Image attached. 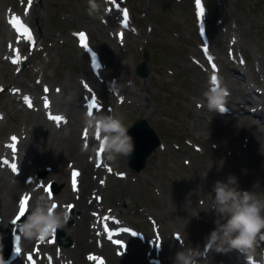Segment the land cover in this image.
<instances>
[{"label":"rangeland","instance_id":"obj_1","mask_svg":"<svg viewBox=\"0 0 264 264\" xmlns=\"http://www.w3.org/2000/svg\"><path fill=\"white\" fill-rule=\"evenodd\" d=\"M96 3L99 10L89 14V0H0V150L8 139L15 138L25 123V115L30 114L12 99V94L26 98L33 113L41 107L40 100L43 104L48 102L44 93L47 89L58 99L68 97L72 89H87L89 84L82 80L81 70L88 68L92 51L102 64L103 76L92 74L104 85L105 95L97 99L101 113L121 118L128 128L145 119L161 142V148L146 158L138 172L128 165L126 157L108 160L100 147L97 149V165L103 168L99 182L102 185L96 197L99 217L104 219L112 200L120 196L127 200L120 203L118 212L121 223L130 232L125 252L115 264H172V258L166 256L175 244L170 242L172 234L176 247L181 249L205 246V238L215 226L216 216L209 207L217 180H227L233 175L240 181L241 189L254 190L257 182L264 189L261 169L258 172L253 164L256 160L264 165V139L260 134L262 130L264 133V118L253 108L264 105V0H199V3L198 0H96ZM14 18L28 26L27 34L20 35L12 26ZM81 34L86 37L84 43L79 39ZM142 63L149 70L145 77L136 74V67ZM213 76L217 81L221 79L222 87L236 82L233 87L250 92L246 97L251 102L240 109L234 102H226L224 113L210 112L205 105L200 107L201 91L208 90ZM227 79V83L223 82ZM106 82L121 92L118 100L108 93L110 87ZM88 95L85 100L76 99L75 107L86 108L87 99L93 97ZM34 96L38 101L31 100ZM68 113L63 112L64 126L76 124L78 129V119ZM45 115L49 118L55 114ZM245 116L256 126L249 125ZM12 176L8 173L9 179ZM36 178L49 198L61 195L62 184L47 179L44 170H37ZM115 179L124 184L116 193L111 188ZM2 190L5 188L0 186ZM3 191L0 207L4 204ZM187 200L195 204L194 208L186 204ZM18 201L15 198L14 205L11 203L5 228L17 212ZM76 213L71 207V218L64 228L55 230L54 240L52 232L45 236L56 255L71 245L66 229L72 227ZM111 218L113 223L118 219L114 215ZM107 228L105 232L112 233ZM145 244L154 249L156 259L150 257L151 250H143ZM261 247L256 259L264 253V245ZM99 253L93 255L104 256ZM28 254L21 249L9 264L17 258L20 264H29ZM44 255L47 259L46 252Z\"/></svg>","mask_w":264,"mask_h":264},{"label":"bare ground","instance_id":"obj_2","mask_svg":"<svg viewBox=\"0 0 264 264\" xmlns=\"http://www.w3.org/2000/svg\"><path fill=\"white\" fill-rule=\"evenodd\" d=\"M12 25H13V23H12ZM19 30L23 32L24 28L21 26V28ZM10 34H12V33L10 32ZM35 44H37V43H35ZM108 53H109V51H108ZM38 63H39V61H38ZM108 66H110V65H108ZM86 67H88L89 69L83 67V69L81 70V75L83 77L82 80L88 81L90 88L88 87L87 89L86 88H84V89H80V88L79 89H77V88L72 89L71 92L69 93V96L68 97L64 96L62 99H58L56 94L52 90L50 91L47 89L44 91V93L47 96L46 98H47L48 102L46 101L43 104V100H40L41 101V107H37L36 110H33L34 111L33 113L31 111H29L31 109L28 108L26 98H24V97L22 98L20 96L17 97L14 93L13 94L11 93L13 95L12 99L15 101H18L22 105L21 108L24 109L26 113H30V114L25 115L26 116V118L24 119L25 123H24V125H22L23 126L22 129H20V131H17L15 133V135H14L15 138L8 139V142H7L8 144L5 143L4 145L1 146L0 157L4 156V160H1V162H0V186H3L5 188V190L4 191L2 190L4 193V198H3L4 204H3V206L0 207V228L3 229V228H5V226H8L7 220H9V219H7V218H9V211L11 208V203L14 205V199L15 198L19 199V201L17 202V212L15 214L16 216L19 214L21 201L25 197H28V200L25 203V209L29 210V209H31L33 202L35 201L36 197L39 195H45L51 201V204L55 205V208H52L54 211H58L61 208L68 210L69 209L68 206H71L73 209V212H77L76 215H74L72 227L70 229H66V235H69L71 245H70V247H68L66 249L64 247V249L60 250V252H57L58 253L57 255L55 254L54 247L52 245H50L51 243L48 244L49 242L47 243L45 241V239L43 241H40L39 238L28 240V239L24 238L22 233L19 231V236L21 237V240L19 242L20 247H21L24 254L25 253H32L33 254L35 264H115L119 260L118 258L124 254L125 247H127V246H125V244H126L125 242L128 240L127 231H125L126 230L124 228L125 225L122 224L123 222L121 221V218L119 217V215H120L119 214V212H120L119 211V209H120L119 205L122 202L125 203L127 201L126 198L123 196L122 197L120 196V197H118V199L112 200V203H111L112 207L106 209V212H105L106 214L104 215V219H101L99 217V212H97L96 197L99 194V190L101 189L100 186L102 184L100 185L99 182H100L101 176L103 174V168L101 166L97 165L98 162L96 159L97 158V154H96L97 149L99 148V139H97V136L93 135L91 132H88V131H87V135H85V128L83 126L84 114L89 111V107H90L92 97L87 99L86 108H84V107H83V109L77 108L79 106L75 107L74 103L77 102L76 99H79V100L84 99L86 97V95L89 94V95L95 97L96 103L99 105L100 101H97V99L101 100L102 97L105 95V93H104V87H103L104 85H102V83H100L99 81L97 82L98 79H95L94 76L92 77V74L95 75V73H98L97 74L98 76H100V75L103 76L102 72H101L102 64L99 63L97 65H94L90 61L89 64L87 63ZM221 70H222V68H221ZM229 73H230V71H229ZM230 74H232V72ZM14 81L17 82L16 79H14ZM225 81L227 83L228 79L224 80L223 82H225ZM218 82L220 83L221 86H223L221 79ZM234 83H236V82H234ZM233 84L230 83L229 84L230 86L227 87V91L229 94L226 97V102L232 101L236 105H238V109L243 108V106H244V104H246V102L247 103L251 102V100L246 97L247 95L250 94V92H244L240 88H237L238 89L237 90V89H235V87H233ZM11 85H12V83H11ZM107 86L110 87V92H108V93L112 95L113 99H115V98L117 99V97L119 96V94L121 92H119V91L116 92L115 89L109 84ZM200 87H202V86L200 85ZM64 88H65V86H64ZM0 90H2V88ZM119 90L121 91L122 89L119 88ZM206 91L207 90H204V88H203V91H201L202 92V98L204 99V101L202 99V103L199 104L200 107H203L205 105V98H204L203 94ZM128 92H129V90H128ZM6 93H7V91H6ZM31 96H33V94ZM255 97H257V96H255ZM36 98H37V96H36ZM36 98L34 96L33 99H31V100H34ZM104 100H105V98H104ZM36 101H38V98L36 99ZM262 103H264V100ZM194 104H196V103H194ZM117 105H119V104H117ZM253 108L255 109L256 113H258V116L260 115L261 118H264V105L263 106H253ZM46 112H49V114L53 113L55 115L49 116V118H50L49 119L45 115ZM63 112L65 114H67V112H69L68 114H71L76 120L78 119V123H80V126L78 129L76 128L77 127L76 124L75 125L70 124L69 126L66 124L64 126V123H63V121H64L63 115L64 114H63ZM101 112H102L101 105H99L98 109H95V108L92 109L93 114H102ZM216 113H218V112H216ZM246 121L249 125H252L254 127L256 126L255 124L251 123V121L249 122L248 118L246 119ZM196 128H198V127H196ZM260 134H262L263 139H264L263 130L260 132ZM255 136H256V134H255ZM253 140H254V138H253ZM159 148H161V145H159L157 147V149H159ZM263 150H264V148H263ZM24 151H25V153H24ZM253 151H255V150H253ZM256 156H258V155H256ZM8 164H10V165H8ZM253 164L258 168V172L261 169L260 173H261V177L263 178V182H264V165H262L263 163L256 161V160H253ZM241 168H242V166H241ZM251 168H253V167H251ZM40 169L44 170L46 172V178L47 179H53L54 181L62 184V193L58 198L51 199L46 195V193L43 189V185L41 186L40 181L36 178V171L40 170ZM7 171H9L8 173H12L14 175V176H12L13 177L12 179L8 178ZM248 171H249V169H248ZM238 182H240V181H238ZM195 183H197V182H195ZM241 183H242V181H241ZM246 183L247 182H245V184ZM249 183H251V182H249ZM122 185H124L122 183V180L115 179L114 182H112V187H111V188H113L112 192L116 193L119 190V187H121ZM242 188H244V187H242ZM1 189H3V188H1ZM191 193H192V191H191ZM125 195H127V194H125ZM165 198H166V196H165ZM188 200L186 201V204L187 205L191 204L192 207L194 208L195 204H193L192 201H188ZM170 204H172V203L170 202ZM166 211H168V210H166ZM100 215H102V213ZM112 215H114V217L118 218V219L114 220V223L110 221V219H112L111 218ZM175 219H177V218H175ZM141 220H142V218H141ZM105 221H106V223H105ZM107 224H109V225H107ZM105 227L106 228L108 227L107 229L109 231L113 230L112 233L108 232V234H107L105 232L106 231ZM118 228H120L121 231L117 233ZM173 229H175V228H173ZM110 234H112L114 236L116 234V237H112ZM146 237H147V235H146ZM169 238L173 239V240H170V242H172V243L175 242V244L172 246L171 251L169 253H167L166 256L172 258L171 263L173 264V258L175 256V253L179 250H182V249L179 247H176V241H175L176 239H175V236H173V234ZM134 239H136V238H134ZM180 239H181V237H180ZM117 241H120V243L118 244ZM150 248H149V244H145L143 250H145V252H147L148 250L149 251L151 250ZM261 248H263V247H260L257 249L256 254H255L256 258L259 257V252L261 251ZM203 249H204V247H201V250H203ZM96 251H99L100 252L99 254L103 253L104 256L93 255ZM44 252L47 253V255H46L47 259L45 258ZM161 253L164 254L163 251ZM149 254H150L151 258L152 257L155 258V256H157L154 249L151 250V252ZM159 254H160V252H159ZM206 255H207L206 262H202V264H246V262L243 259V255H241L238 251H235V250H230L227 252H216V251L212 250V251L207 252ZM22 263H23V261H22ZM13 264H20V259L17 258L13 262Z\"/></svg>","mask_w":264,"mask_h":264},{"label":"clouds","instance_id":"obj_3","mask_svg":"<svg viewBox=\"0 0 264 264\" xmlns=\"http://www.w3.org/2000/svg\"><path fill=\"white\" fill-rule=\"evenodd\" d=\"M90 13L99 10L96 0H89ZM227 87L211 80L208 90L203 94L205 105L210 112L227 111ZM83 126L86 131L97 136L99 147L108 160L119 156L130 157L134 152L133 137L121 118L111 114H84ZM254 190L239 187L237 177L229 175L227 180H217L212 191L209 210L214 212V228L205 238L204 249L184 246L175 253L173 264H202L206 262L207 252H227L236 250L245 257L246 264H264V253L256 259V251L264 245V189L259 183ZM70 214L67 209H52L51 201L45 195L36 197L27 218L20 225L24 238L32 240L51 234L53 229L64 228Z\"/></svg>","mask_w":264,"mask_h":264},{"label":"water","instance_id":"obj_4","mask_svg":"<svg viewBox=\"0 0 264 264\" xmlns=\"http://www.w3.org/2000/svg\"><path fill=\"white\" fill-rule=\"evenodd\" d=\"M148 68L145 63L139 64L136 67V74L140 77L148 75ZM128 133L133 137L134 152L130 157H126L128 165L135 171H141L145 165L146 158L153 153L155 149L161 144L154 130L150 127L149 123L145 119L136 121L128 128ZM54 186V185H53ZM21 222H17L13 225L14 230L0 228V260L7 261L9 259L4 257L2 251H10L12 255L10 259L15 256V236L20 229ZM12 248V249H11ZM9 259V260H10Z\"/></svg>","mask_w":264,"mask_h":264},{"label":"snow or ice","instance_id":"obj_5","mask_svg":"<svg viewBox=\"0 0 264 264\" xmlns=\"http://www.w3.org/2000/svg\"><path fill=\"white\" fill-rule=\"evenodd\" d=\"M198 3H199V0H198ZM201 14L203 15V9H201ZM11 23L13 24H18L19 23V20L18 19H13L11 21ZM213 68L215 69V65L213 64L212 65ZM217 80L216 76H213L212 77V81L215 83ZM95 108V109H98L99 108V105L96 103V99L95 97H92L91 99V103H90V107H89V112L91 113L92 112V109ZM85 135H87V131L85 130ZM97 139H99V133H97ZM100 151L102 152L103 151V147L101 146L100 147ZM28 200V197H25L22 201H21V204H20V211H19V214L15 217V219L11 222L12 225H15L18 221H21V217H24L25 215V203L26 201ZM52 208H55V205H52ZM69 208V211L71 209V206H68ZM27 218V217H26ZM22 230L20 229V232ZM52 233H53V240H54V233H55V229L52 230ZM45 239V236H41L39 237V240L40 241H43ZM20 240H21V237L20 236H15V247H14V251L17 255H19L21 253V247H20ZM117 243L119 244L120 241H117ZM50 259V258H49ZM27 260L29 261V264H35L34 260H33V257H32V254L29 253L27 255Z\"/></svg>","mask_w":264,"mask_h":264}]
</instances>
